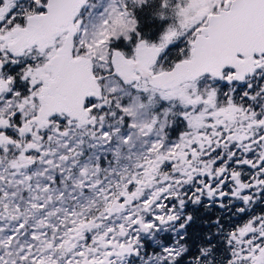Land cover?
I'll return each mask as SVG.
<instances>
[{"label":"snow or ice","instance_id":"snow-or-ice-1","mask_svg":"<svg viewBox=\"0 0 264 264\" xmlns=\"http://www.w3.org/2000/svg\"><path fill=\"white\" fill-rule=\"evenodd\" d=\"M0 264H264V0H0Z\"/></svg>","mask_w":264,"mask_h":264}]
</instances>
